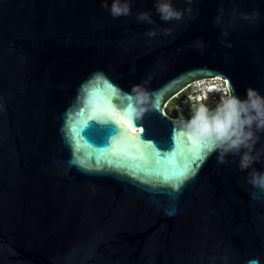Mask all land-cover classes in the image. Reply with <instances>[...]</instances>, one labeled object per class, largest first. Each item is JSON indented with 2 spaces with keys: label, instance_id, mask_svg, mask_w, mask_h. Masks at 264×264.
I'll return each instance as SVG.
<instances>
[{
  "label": "water",
  "instance_id": "95a60500",
  "mask_svg": "<svg viewBox=\"0 0 264 264\" xmlns=\"http://www.w3.org/2000/svg\"><path fill=\"white\" fill-rule=\"evenodd\" d=\"M126 2L0 0V264H264V133L241 170L164 110L205 77L264 96V0Z\"/></svg>",
  "mask_w": 264,
  "mask_h": 264
},
{
  "label": "clouds",
  "instance_id": "9594fccd",
  "mask_svg": "<svg viewBox=\"0 0 264 264\" xmlns=\"http://www.w3.org/2000/svg\"><path fill=\"white\" fill-rule=\"evenodd\" d=\"M110 14L116 18L130 14V4L122 0H113L109 9ZM161 20H178L183 13L176 10L170 0H161L156 6ZM138 22L154 23L149 13H140ZM155 35L154 31L148 33ZM138 104L145 105L149 101V94L134 86ZM146 108H141L139 115H143ZM136 114V108H131ZM186 134L194 140H206L219 150L218 162L224 163V157L229 153H240L241 170L248 169L257 161L261 153L253 154L255 145L259 141L257 133H264V96L255 89L246 90V98L240 99L235 94H225L221 103L214 111L201 104L193 112L191 118L184 124ZM250 183L264 188V173L255 170L251 174Z\"/></svg>",
  "mask_w": 264,
  "mask_h": 264
},
{
  "label": "built area",
  "instance_id": "2783aa9c",
  "mask_svg": "<svg viewBox=\"0 0 264 264\" xmlns=\"http://www.w3.org/2000/svg\"><path fill=\"white\" fill-rule=\"evenodd\" d=\"M225 79L221 77H205L192 80L165 103L173 112L180 113L183 110L193 114L194 110L201 104L210 110L221 103L228 89Z\"/></svg>",
  "mask_w": 264,
  "mask_h": 264
},
{
  "label": "snow or ice",
  "instance_id": "6c2138e0",
  "mask_svg": "<svg viewBox=\"0 0 264 264\" xmlns=\"http://www.w3.org/2000/svg\"><path fill=\"white\" fill-rule=\"evenodd\" d=\"M225 84H229L230 82L227 80V79H225ZM129 108H130V106H128ZM127 118L129 119V121H130V125H124L125 127H129V126H131V127H137L136 125H135V121L134 120H132V118H131V115H127ZM96 120H99V121H101V122H106V121H112L113 123H118L119 121H114L112 118H105V119H99V118H96ZM121 131H120V133H119V135L118 136H120L121 134H122V132H123V130H122V128H119ZM142 136H143V134L141 133V135H140V137H139V139L140 140H144V139H142ZM201 147H207V145L205 144V145H202ZM176 159H177V161L179 162V160H180V156H179V154H177V156H176Z\"/></svg>",
  "mask_w": 264,
  "mask_h": 264
},
{
  "label": "trees",
  "instance_id": "16d2710c",
  "mask_svg": "<svg viewBox=\"0 0 264 264\" xmlns=\"http://www.w3.org/2000/svg\"><path fill=\"white\" fill-rule=\"evenodd\" d=\"M166 113L171 115V116L178 117V118H186V117H190V116L193 115V114H190L188 116H184L183 114H179V113H176V112H173V111H167Z\"/></svg>",
  "mask_w": 264,
  "mask_h": 264
},
{
  "label": "rangeland",
  "instance_id": "374dc122",
  "mask_svg": "<svg viewBox=\"0 0 264 264\" xmlns=\"http://www.w3.org/2000/svg\"><path fill=\"white\" fill-rule=\"evenodd\" d=\"M164 110L167 112V111H170L171 109L168 107V106H165L164 107ZM179 114H183L184 116H188V115H190V113L189 112H187V111H182V112H180Z\"/></svg>",
  "mask_w": 264,
  "mask_h": 264
}]
</instances>
